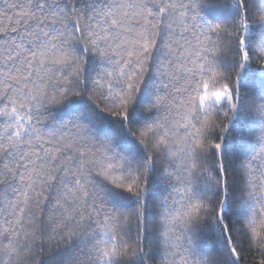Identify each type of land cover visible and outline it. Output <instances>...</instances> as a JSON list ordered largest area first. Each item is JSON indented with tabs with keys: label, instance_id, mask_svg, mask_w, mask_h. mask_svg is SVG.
I'll list each match as a JSON object with an SVG mask.
<instances>
[{
	"label": "snow or ice",
	"instance_id": "obj_1",
	"mask_svg": "<svg viewBox=\"0 0 264 264\" xmlns=\"http://www.w3.org/2000/svg\"><path fill=\"white\" fill-rule=\"evenodd\" d=\"M257 28L264 0H0V264L264 256V88L239 91Z\"/></svg>",
	"mask_w": 264,
	"mask_h": 264
},
{
	"label": "trees",
	"instance_id": "obj_2",
	"mask_svg": "<svg viewBox=\"0 0 264 264\" xmlns=\"http://www.w3.org/2000/svg\"><path fill=\"white\" fill-rule=\"evenodd\" d=\"M220 19H223V17H220ZM262 31L264 30L257 28L255 30V33L258 34ZM252 59L253 63L248 66L247 73L242 76V79L240 81L241 87L239 88V91L245 98H247L251 92H256L257 94H259L261 89L264 88V70L261 69L260 62L257 61L255 56H253ZM146 98L147 90L146 95L145 97H142V100ZM86 104V100L78 99L74 103L69 104L62 112H60L59 116L63 117L73 112H78L83 109ZM93 111L95 112V126L99 132H101L102 134L106 133L109 135H119L121 145L125 148L131 147L135 144V142L132 141L130 137H126L123 135L119 128V123L117 121L113 120L111 117L107 116L104 113H100L95 109H93ZM137 115V113L133 114L134 119L137 117ZM228 126V120L223 119V127L227 129ZM233 136H235L237 139L233 140ZM238 137V130H235L233 132V135L231 132L225 135L226 152L227 149L230 148L233 143H239ZM136 147L138 148L139 146L136 145ZM159 185V179H154L152 184L153 190H155ZM212 239H214V235L212 237H209V240ZM261 259H264V256L260 254V250L257 247L253 246L249 248L247 245H245L244 250L240 252V259L238 261V264H260Z\"/></svg>",
	"mask_w": 264,
	"mask_h": 264
}]
</instances>
